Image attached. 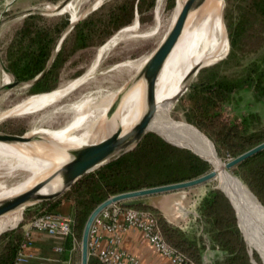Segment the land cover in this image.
Here are the masks:
<instances>
[{
	"label": "trees",
	"instance_id": "1",
	"mask_svg": "<svg viewBox=\"0 0 264 264\" xmlns=\"http://www.w3.org/2000/svg\"><path fill=\"white\" fill-rule=\"evenodd\" d=\"M251 5L253 15L264 21V0H253ZM133 6L134 3L128 8L123 5L111 16L114 20L126 18L118 22L117 30L130 23ZM38 20L37 16H28L7 48L6 68L18 81L34 79L45 69L52 54L54 41L51 32L57 28L54 30V25L49 24L47 28L41 29ZM242 20L229 33V57L244 32ZM74 30L79 44L77 48H84L87 45L84 41L87 32L80 24ZM65 51L63 46L42 79L31 86V94L52 93L57 89L53 80L65 61ZM249 68L245 81L261 84L264 69L255 65ZM204 72V75L199 74L198 81L190 86L182 100V107L192 127L211 140L213 149L223 160L234 159L264 142V124L251 128L246 120L234 121L220 110L222 102L241 86V81L218 78L214 68ZM162 139L156 133H148L135 150L107 168L85 177L63 194L61 199L73 204V233L78 240H81L83 227L91 212L109 197L194 180L211 171L208 161ZM231 173L245 184L264 207V151L244 161ZM224 194L218 189L208 190L198 203L197 216L189 229L169 223L151 208H131L151 214L166 245L185 264H205L204 256L208 253L212 254L210 264H252V258L256 264H263L256 252L259 258L255 254L251 258L248 252L251 247L249 243L246 245L244 235L239 231L236 211ZM61 199L48 203L46 210L52 212ZM23 234L20 226L0 235V264H14ZM72 252L73 245L69 238L63 242L62 260L68 261ZM88 264L101 263L88 257Z\"/></svg>",
	"mask_w": 264,
	"mask_h": 264
},
{
	"label": "bare ground",
	"instance_id": "2",
	"mask_svg": "<svg viewBox=\"0 0 264 264\" xmlns=\"http://www.w3.org/2000/svg\"><path fill=\"white\" fill-rule=\"evenodd\" d=\"M163 2L164 0L157 1L155 27L140 35L139 38L156 35L159 27V10ZM185 2L186 0H177L178 8L173 13L172 21L164 38L175 23ZM86 3L91 6L90 10L86 12L87 14L96 10L103 0H72L61 10L55 6L51 11L56 15L73 13L74 23L70 22V25H73L80 20L79 14H75L74 10ZM3 6L4 3L1 2L0 10L4 8ZM223 10L224 0H203L189 12L182 33L158 75L155 86V114L147 132L156 133L165 140L192 148L213 166L216 173L214 180H217L219 188L233 204L239 227L247 244L249 243L248 245L251 247V252L254 254L252 249H255L264 261V207L262 204L242 181L233 176L231 171L225 169V164L219 159L211 142L212 145L190 128L173 124L169 120L176 102H179L184 87L195 75V71L210 66L227 54L228 40L223 24ZM136 23L138 21L122 30L116 38L98 50L93 65L83 77L52 93L30 96L12 108L0 111V123L12 118L36 116L47 109L50 111L44 114L49 113V118L45 122L49 124L59 122L58 120L63 115L73 114L58 130L44 132L36 129V125H44L42 117L36 116L31 124V129L25 136L21 135L22 140L12 142L0 140V188L4 189L9 183H15L9 189L0 191V203L20 197L41 184L28 203L0 217V234L14 228L20 222L25 207L31 203L48 199L60 191L62 186L59 176L54 177L51 181L48 179L69 161V151L90 147L107 136L92 141V130L96 122L92 126L90 124L95 118V114L100 113L98 117H104L118 91L108 95L103 101L94 103L93 107L90 106L93 109L90 107L81 108L73 103L67 104L65 107H59V104L89 81L100 60L110 53L118 42L134 32ZM150 56L140 63L131 61V63H124L125 65L116 68L115 71L135 75L142 69ZM6 75L10 74L6 73ZM4 87L1 84L0 91ZM17 87L25 88L22 84ZM10 94L12 91L4 93V97L7 99ZM96 100L98 101V99ZM145 108L146 84L141 79L126 93L113 119L105 124L108 129L107 133L111 134L117 130H121L122 134L126 133L139 122ZM84 111L85 113H83Z\"/></svg>",
	"mask_w": 264,
	"mask_h": 264
},
{
	"label": "rangeland",
	"instance_id": "3",
	"mask_svg": "<svg viewBox=\"0 0 264 264\" xmlns=\"http://www.w3.org/2000/svg\"><path fill=\"white\" fill-rule=\"evenodd\" d=\"M55 1L56 0H40L37 5L27 12H21V8H17L15 5L9 11L4 13L3 17L9 18L10 21L8 20V23L0 27V65L6 68L7 48L15 38L19 28L26 18L31 15L37 16L39 18L37 23L41 29L47 28L49 24L54 25V30L57 28L55 32H51V39L54 41L51 54V57L54 56L53 61L58 54L55 53V49H57L59 41L65 35L59 49L60 51L61 48L65 46V61L63 62L61 68H59L57 77L53 80L57 89L83 77L93 65L98 50L109 41L116 38L122 30L132 26L136 21H138L134 32L126 37L128 39L124 38L118 42L117 46L110 53H108L109 55L106 54L100 60L89 81L75 90L67 99L63 100L59 104V107H65L70 103L77 104L81 108L90 106L93 107V105L99 101H103L108 95L125 86L136 74L116 72V68L118 69L126 63H140L142 60L152 55L161 44L172 21L173 13L178 8L177 0H164L159 10V27L156 35L153 37L139 38L140 35L155 27L158 0H103V3L96 7V10L82 18L91 7L88 6V3H86L74 10L75 14H79V19L82 18L80 21L78 20V23H76L77 21L75 22V26L77 24L83 25L85 32H87L86 38L84 39L87 45L84 48H77L79 44L76 41V32L74 30L75 26L71 30H67L69 21L74 23L72 19L73 13L64 15L53 14V11H51L53 7L59 5L63 0L59 2ZM252 1L253 0H224L223 24L228 40L227 54L210 66L203 67L198 70V72L188 82L187 90L183 93L179 102H176L174 109L169 116V120H171L173 124L186 126L194 132L201 134L210 142L211 140L207 136L192 127L182 107V100L188 93L190 86L198 81L200 73H203L204 75L205 70H211L214 68L218 78H226L232 81L239 79L241 81V86L232 91L231 95L220 105V110L225 116H229L230 119L234 121L246 120L251 128H257L261 124H264V80L259 85H256L253 81H245L247 79V73L250 70V66L255 65V67L258 66L261 67V69H264V21H260V19H257L253 15V9L251 7ZM132 3H134V6L130 17V23L123 26L124 28L121 27V30H119L120 28L117 30L116 27L119 24L118 22L126 20V18H116L114 20L111 16L115 14L119 7L125 5L126 8H128V6ZM27 13L29 15L24 16ZM242 18L245 29L243 34H241L238 38L237 45L233 49L232 55L229 57V33L232 32L235 25L238 24ZM53 61L49 63L48 60L46 67L49 66L50 68ZM1 66L0 85L3 84L4 86H7L12 82V76H7ZM30 88L31 85H25V88L14 87L7 91H12V94H10V97H7V99L4 97V93L0 91V111L12 108L24 99L33 96L34 94H31ZM96 99H98V101ZM48 111H50V109L36 115L42 117L41 120H43V122H41L44 124H41L40 126L36 125V129L43 132L58 130L63 126L67 119L73 116V114L63 115L61 118L59 117V122L49 124L45 122L49 118V113L44 114ZM96 111L94 112L96 113ZM83 113H85V111ZM99 114H95V118L90 124L92 126L96 122V125L92 130V141L101 139L108 134V129L105 127L106 122L103 120L104 117H101V120V118L98 117L100 116ZM36 116L5 120L0 123V133L25 136V134L31 129V124ZM97 120H100V124ZM219 159L223 164H226L230 160ZM210 166L211 170H213V166L211 164ZM13 185H15V183H9L6 188H0V191L2 189L5 191ZM215 187H220L217 180H213L192 190L195 192L200 191L205 195L208 190L214 189ZM62 196L50 201L40 202L35 205L25 207L20 222L14 228L8 229L5 232L13 231L20 226L22 227V230H24V228H27L31 218L35 214L44 209L46 210V205L48 203L57 202V200L61 199ZM182 208H184V206H182ZM177 212L178 215L176 216L178 219L176 220L179 222L182 218L181 213L184 212L183 214H185L187 211H180L179 209ZM80 242L81 240L77 239L78 244L71 253L69 264H80ZM252 250L259 255L261 259H259L260 262L262 261L261 263L264 264L260 254L255 249ZM256 253L254 254L258 257ZM47 257L50 259L49 263L52 261L51 264H53V261L55 259H60L61 255L50 253Z\"/></svg>",
	"mask_w": 264,
	"mask_h": 264
},
{
	"label": "water",
	"instance_id": "4",
	"mask_svg": "<svg viewBox=\"0 0 264 264\" xmlns=\"http://www.w3.org/2000/svg\"><path fill=\"white\" fill-rule=\"evenodd\" d=\"M7 1L11 2V0H7ZM70 1L72 0H63L59 5H57V9L61 10ZM202 1L203 0H186L175 23L173 24L172 28L170 29L166 37L163 39V41L158 46V48L153 52L150 58L146 61L142 69L133 78H131L125 86L121 87L118 90L115 98L111 102L103 118L104 122L109 123L113 119L116 112L118 111V108L122 102V99L126 95V93L130 90V88L135 83H137V81L142 79L146 84V108L139 122L133 128H131L129 131H127L124 134H122L121 130H117L116 132L107 134L105 139H103L102 141L90 147L69 151V161L66 162L53 176H51L48 179V181H51L54 177L59 176L60 181H61V186H62L60 191L53 194L48 199L42 200L40 202L50 201V200H53V199H56L62 196L77 182L81 181L82 179H84L85 177L89 175L95 174L107 168L108 166L116 163L121 158L128 155L130 152H132L133 150L137 148V146L140 144L143 138L148 134L147 132L148 126L150 125V122L152 121L154 114H155V86H156L158 75L163 67V64L167 56L169 55V53L175 46L178 38L180 37L182 33V30H183V27H184V24H185V21L187 19L189 12L194 7L198 6ZM92 11L85 14L84 17H86ZM8 20L9 18L7 17L0 19V27L6 22H8ZM75 24L69 25L67 30L68 31L71 30L75 26ZM64 37L65 35L59 41L58 47L57 49H55V53H58L62 45V42L64 40ZM53 58L54 56L50 57L49 63L53 61ZM2 68L4 72L10 74L13 79L12 82L9 85L5 86L2 90V93H6L8 90L20 84L24 86L25 85L33 86L34 84H36L42 79V77L47 72L49 66H47L34 79H32L31 81H27L28 83H22V81L19 82L7 70V68H5L4 66H2ZM199 69L195 71V74L198 72ZM186 90H187V86L184 87L183 93ZM0 140L6 141V142L20 141L22 140V136L0 133ZM162 140L176 148L190 151L192 154L196 155L200 159L207 162L205 159L200 157V155L197 154L192 148L188 146L170 142L165 139H162ZM262 151H264V142L253 147L247 152L239 155L238 157L234 159H230L225 164V169L228 171H231L234 168H236L238 165L243 163L244 161L248 160L249 158L257 155L258 153ZM215 177H216V173L214 172V170H211L207 174L199 178H196L194 180L176 183V184H170L166 186L155 187V188L143 189V190H138V191H133V192H127V193L118 194V195L109 197L108 199L103 201L101 204H99L91 212V214L86 220V223L83 227L82 234H81L80 264H88V257H89L88 256V242H89V235H90L91 227L95 219L100 215V213L106 208H108L109 206L119 203L124 208H131V207H138V206L148 207V208H151L159 212L169 223L177 226V223H178V221L176 220L178 219L176 216L177 206L181 204V202H177L176 200L178 194L182 192L190 191L194 188L205 185L213 181ZM40 185L36 186L32 191L20 197H17L12 200H5L1 202L0 203V217L15 210L21 205L28 203L30 199L33 197L34 193L41 187ZM214 189H218L224 194V192L219 187H215ZM40 202H34L28 206H32ZM231 205L233 206L232 203ZM236 219H237V225H238L237 213H236ZM238 228L241 233L239 225H238ZM248 252L252 258L253 253L249 249H248ZM204 259H205V256H204ZM251 262L252 264H256L253 258Z\"/></svg>",
	"mask_w": 264,
	"mask_h": 264
},
{
	"label": "built area",
	"instance_id": "5",
	"mask_svg": "<svg viewBox=\"0 0 264 264\" xmlns=\"http://www.w3.org/2000/svg\"><path fill=\"white\" fill-rule=\"evenodd\" d=\"M15 1L0 0V3H4V8L0 10V19L4 18V13L13 7ZM73 226V216L62 217L45 209L39 211L23 230V240L14 264H31L34 259V254L30 251L33 246L32 234L34 233L63 241L70 238L74 250L78 243L73 233ZM130 230L141 231L154 250L169 259L172 264H185L183 259L166 245L150 213L124 208L119 203L109 206L95 219L89 235L88 256L95 258L101 264H140L133 256L119 250L121 235ZM53 251L56 255H62L63 247L58 246ZM70 258L68 261L58 259L53 264H69Z\"/></svg>",
	"mask_w": 264,
	"mask_h": 264
},
{
	"label": "crops",
	"instance_id": "6",
	"mask_svg": "<svg viewBox=\"0 0 264 264\" xmlns=\"http://www.w3.org/2000/svg\"><path fill=\"white\" fill-rule=\"evenodd\" d=\"M59 1L62 0H56L55 2ZM39 2L40 0H16L12 6L14 7L16 5L17 8H21V12H27ZM27 15L29 14H26L24 16ZM203 195L204 193H201L200 191L195 192L194 190L178 194L176 200L177 202H181V204L177 206V211L179 209L180 211L186 210L188 213H181L182 218L177 223L178 227L184 229L190 228V225L192 224L194 218L197 216V206ZM182 206H184V208H182ZM52 213L62 217H72L73 204L67 199H61L56 207L53 208ZM32 241L33 246L30 251L33 252L34 259L31 261V264H51L52 261L49 263L50 259L47 256L50 253L55 254L53 251L54 248L58 246L63 247L64 242L63 240L49 239L41 234L35 233L32 234ZM119 250L133 256L140 264H172L169 259L156 252L152 245L144 238L142 232L138 230H130L121 235ZM211 258V253L206 254L204 259L205 263L210 264ZM54 261H56V259Z\"/></svg>",
	"mask_w": 264,
	"mask_h": 264
}]
</instances>
